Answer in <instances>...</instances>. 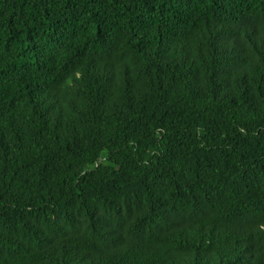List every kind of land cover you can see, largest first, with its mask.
Returning <instances> with one entry per match:
<instances>
[{
  "label": "trees",
  "instance_id": "1",
  "mask_svg": "<svg viewBox=\"0 0 264 264\" xmlns=\"http://www.w3.org/2000/svg\"><path fill=\"white\" fill-rule=\"evenodd\" d=\"M0 264H264V0H0Z\"/></svg>",
  "mask_w": 264,
  "mask_h": 264
},
{
  "label": "bare ground",
  "instance_id": "2",
  "mask_svg": "<svg viewBox=\"0 0 264 264\" xmlns=\"http://www.w3.org/2000/svg\"><path fill=\"white\" fill-rule=\"evenodd\" d=\"M51 123V122H50Z\"/></svg>",
  "mask_w": 264,
  "mask_h": 264
}]
</instances>
